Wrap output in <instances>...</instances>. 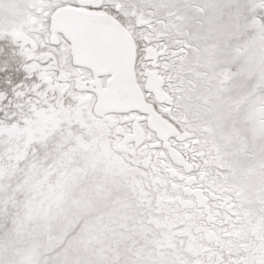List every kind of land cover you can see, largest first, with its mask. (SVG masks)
<instances>
[{
  "label": "snow or ice",
  "instance_id": "6c2138e0",
  "mask_svg": "<svg viewBox=\"0 0 264 264\" xmlns=\"http://www.w3.org/2000/svg\"><path fill=\"white\" fill-rule=\"evenodd\" d=\"M0 264H264V0H0Z\"/></svg>",
  "mask_w": 264,
  "mask_h": 264
}]
</instances>
